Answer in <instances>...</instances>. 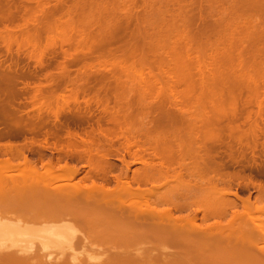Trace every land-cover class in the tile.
Masks as SVG:
<instances>
[{
  "label": "bare ground",
  "instance_id": "6f19581e",
  "mask_svg": "<svg viewBox=\"0 0 264 264\" xmlns=\"http://www.w3.org/2000/svg\"><path fill=\"white\" fill-rule=\"evenodd\" d=\"M81 1H83V0H81ZM96 1L102 2V0H99V1L96 0ZM104 1H106V0H104ZM117 1L120 3L122 2L121 0L120 1L117 0ZM134 1H137V0H133L131 2H134ZM147 1H150V0H147ZM153 1H155V0H153ZM164 1L166 2V0H164ZM230 1H233V2H230ZM261 1H264V0H261ZM84 2H87L86 4L91 3V2H88L87 0H85ZM106 2L108 3V0ZM111 2H114V1H111ZM125 2H124V4H126ZM127 2H130V1H127ZM159 2H161V1H159ZM182 2L180 0H178V2L174 0V2H173L174 4L172 2H170L171 3L170 8H168L169 5L165 4L164 2L163 3H164V6L165 5L167 6L165 8H168V10H170L171 7L173 8L172 5H176L175 3H177V5H176L177 7L174 8V9H176V11L174 10V12L176 13L177 9H179V12H181V14H182V12L186 14L184 9H185V7H187L186 5L188 3L185 1L186 2V5H185V2L183 0H182ZM194 2H192L193 4L191 2H189L188 5H190V3L192 5H197V4H195L197 2H195V3ZM207 2H210V3L212 2L211 4L210 3L209 4L211 6H213L215 3H217V0H214V1L211 0V1H207ZM220 2H218V3H220ZM226 2H227V0H226ZM226 2L224 0L225 5H227L228 7H224L223 2H222L223 4L221 3L223 7H221V4H218V3L214 5V7H216V5L217 6L219 5L218 9L219 8H220V10L222 9L221 11L219 10L221 13H218V14H222V15L217 14L218 19L216 16V12H219L218 9L216 10L213 7V9H215L216 12H215V10L212 11L213 9L210 5H208V3L206 4V6L208 5V6H210V8H207L208 6L207 7L202 6L203 9H205V8L208 10L211 9L210 12L213 14V16L209 11H208L209 12L208 13L205 10L206 15L208 14L207 15L208 18H210L212 16L211 21H209L210 23H212V20L213 19L215 20V18H216L217 22H213L212 23L213 25L214 24L216 25V23L220 25V21L222 22L220 26L218 25V27H217L214 25L216 28H210L209 26H206L205 24H206V22H207V25H212V24L208 23L207 19L203 18V20H206V22L204 21L205 23L202 22L201 21L202 19H201L200 21L202 23H204V25L206 27L202 28L203 24H201V28H200L198 25V28L197 27L196 28L199 30L201 29L199 32L203 31V29L207 30L208 29L207 27H209V30H211V31L207 30V33H206V31L205 32L203 31L202 33L206 34L204 36L201 33H200L201 35L198 34L196 28H193L194 29L193 31H192V28H190V30H189V27L187 28V26H189V24L193 18H196V19L199 18V17L198 18L195 17L198 14L197 15L193 14L194 16H188L185 14L181 15L179 12H177V15H175L170 10L171 13L170 12L169 13L171 15L169 16V19H171V16H173V15L178 17V14H179V16L181 15V17H178V18L175 17L176 19L172 18L175 21H173L172 19L170 21L175 22L174 26L172 25L173 23H170L168 27L166 25V28H168V29H166V32H165V30L163 31V32H165L164 34L167 33L166 34L167 36L166 35H164V36L167 37L166 39L168 40L169 43L165 42L166 39H164V40L162 39V41L158 40L161 42V43L159 42L161 45L159 44L160 46H158V47L164 46L163 49L165 51H163L162 54H165L164 52H166V53L168 52V50L165 49V45L168 46L171 44L169 46V48H167V46H166L167 49H170V52L167 53L168 55L165 54V56H167V57H170L169 54H171V58L167 59V57H166V59H167L166 60V59H164L165 58L164 55H161V57L159 56L160 58H162V59H160V62L161 61L163 62L162 64H164L166 62L169 63L171 61V64L174 65V68H175L174 69L170 65H167L168 63L165 64V65L170 66L172 68L171 69L170 67H167V66L166 67L169 68L168 70L166 68H165L166 70L163 68V71H164L163 73H165L167 71L166 72L167 77H164V78H167V79H165L166 80L165 82H164V79L163 80L159 79L160 81L159 80L154 81V79H158L155 77V74L150 76L151 74H153V72L151 71L152 68L149 67L150 66L149 64L151 62L149 63V62H146L147 60H144L145 55H140V57H137V58H140L143 61H145L143 63L142 60L141 61L137 60L139 62L138 68H141L140 63H142L141 65L144 64V66L151 68L149 71L150 75L145 74L146 72H148V70H145L143 68L146 71V72L144 71L145 73H143L142 68H141V70L138 69V70H140V73H136V74H140V75L138 78L139 80H137V82L141 85V87H144V88L148 87L149 89H151V91H152L151 94L155 92L154 89H158L156 92L159 91L158 92L159 95L157 93L156 96L160 97L159 99H161V97H162L161 92H163V89H164V92H169L168 94L166 93V95H164V96L166 97V100L173 103L175 110L177 108V112H176L177 115H174L173 111H172V113L170 111L168 112L167 110L163 111V112H164V114H165V112H167V115L169 113H171L172 115H174L172 117L176 116L175 118H177L179 115V118L183 119V120H181V123L180 122L174 123V124H177V125H174L172 123V121L174 120V122H175L176 121L175 118L171 121V118H170V120H167L166 119L167 117L164 119L160 117V119L153 118V121H155L154 123H152L153 122L152 120H151L152 122L149 120V122H147V123H152L151 125L141 124V123H139L137 125L136 123H132V120H134L132 118L136 117L133 114V112L136 109H134V111L131 113L130 111H126L130 108H128V109L126 108L124 111L120 110L123 113V115L121 112H120V114H118V112H119L118 109L115 110V113L118 115H116L114 112H111V114H109V116H111L110 118H114L115 116H117L116 118L120 120V121L116 120L114 122V124H116L118 127L115 128L116 126L115 127L113 126L115 129H111L108 127L109 129L106 128L105 130L103 128H102L103 130L99 128L100 130H102V136L101 137H103L102 138L103 141H100L99 143L94 144V142H97V141L91 142L93 140H91V141L88 140V141H90V142H88V141H86L87 139L86 140L81 139L83 141L78 142L77 140L73 139L70 131L66 130L67 132H65V135L67 133L66 136H68V137H66V138H68L67 139L68 143L60 144V145L58 144L59 149L57 151L63 152L62 155H64V157H65L68 154L72 153L71 151L73 150L72 154L73 155L75 154L76 158L78 160H85L86 167H88V171L86 173L82 174L81 172H79L78 167H76L75 165L68 164L66 162L67 160H64L65 158L61 155V153H60V156H62L64 159L60 156H57L58 158L56 157V159H54L53 155H51L52 153L48 157L44 156L45 158L42 157L43 155H40V157H38L39 159L38 158L32 159V158L28 157L26 152H27V150L30 149V147L32 145H39V147L43 148V149L47 148L48 143H47L46 138L44 141V145H41V143L38 144L37 142H35L32 139L31 140L29 139L26 141L23 138V141H21V143L13 142L10 140V138H13L19 134H23L26 130H29L27 122H29L28 117L30 115L28 114V112H25L24 113L25 116H24L22 114L23 112H21V111L18 112V114H16V112L19 110H17L15 112V109H12L14 107H12V105H10V99L13 97V94L15 96L16 92L13 90L12 91L14 93H12L10 90H9L10 92L9 91L8 92L6 91L7 93L4 92L5 90L1 87L2 83H0V87H1L0 88V122L5 125L4 130H2L0 132V138L6 140V142H0V153L5 155L4 158L0 159V264H264V182L263 183L258 182L259 181L258 180L256 185H255L254 182H256V181L252 182L251 177L248 175L246 177V176L240 175L237 172L236 173L235 172L230 173V172L224 171L223 169H224L225 165L221 161H217L214 158L216 148H218L217 146L221 145V140H222L221 138L223 136H225L226 134L228 135L229 138L233 139L234 142H236L240 145H243V146H248V147L251 146L250 148H252V150H253L256 146V144H254V143H256V142H254V139H255L254 137L257 136V133L262 132L261 128L258 127V125H256V124H253L250 126L248 125V127H246V125H247L246 124L245 127L247 129H244L241 127L240 128L241 130L238 127L239 126L238 122H237L238 126H236V123H235L236 119L238 118V116L242 117L241 115L244 112H243V110H241L239 108L243 112V113L241 112V115H239L240 113H238V110H237L238 108H236V107H238L237 104H239V103H237V101H240L239 99L242 97L241 96L242 93L241 94L236 93L237 95H240V97L235 95L234 91L236 89L233 90V88L235 86L237 87L238 85H240V86L244 85L246 90L249 91L247 94L245 92L243 93V94H246V96L243 95V99L241 100V102H243V100L245 98L244 103L246 102V103L250 104V102L252 100V102H255V101L258 102L257 106H259V108L261 105H264L262 102L263 101L262 98H264V96H262V98H261L260 93L257 92L258 87H259V85L257 86L258 80H256L257 79L256 77H255L256 79L252 78V75H253L252 73H254L252 69H255V67H257V70H258V68L260 67V64H261V63L260 64L257 63L255 60H259L260 62L264 63V17H263L264 14H263V16L260 15V12H261V14L264 13V7H261V6H263L262 4H264V2L260 3V0H242V2H241V0L240 1L239 0H229L227 3ZM92 3L96 4V2H92ZM103 3L105 5V2H103ZM120 3H114V4H115V6H120L119 5ZM252 3H253V5L250 7V4H252ZM254 3H255V5H254ZM95 4H94V6H95ZM108 4H107V6H104V7L106 9H108L109 11L106 10L105 8L103 9L102 3H98V5L100 6L98 8H101V7L102 8L100 10L98 9L99 11H96V12H99V13H97L98 15H93V14L92 15L94 17L99 16V15H103V17L101 16L103 19L102 18L101 19L104 22L106 20V17L111 16L112 10L115 11L114 13H116V10H114V7L110 10L111 6H113V5L110 4L111 6L108 7ZM121 4H123V3H121ZM129 4L133 5V3H128V5ZM141 4H143V3H141ZM178 4H180V6ZM231 4H232V6H230ZM144 5H146L145 6L146 10L145 9L142 10L140 14H143L144 13L143 11H145L144 14H146L147 12L149 14L153 11H156L154 9H150V8H152L153 4L149 5L147 2V3H144ZM147 5H149L151 7H148V9H147ZM240 5L242 8L240 7ZM83 6H84V4H83ZM89 6H90V4H89ZM125 6H127V5H125ZM136 6H137V4H136ZM140 6H142V5H140ZM140 6L139 7L137 6V7L140 8ZM254 6H257V9ZM181 7L182 8L184 7V9H182ZM197 7L198 8H196L194 6V9L196 8V9H199V11H200V8H202L200 6H197ZM229 7H231V10ZM259 7L261 8L260 12L257 11L259 9ZM76 8H80V7L78 6ZM76 8H74V9H76ZM91 8H93V7L91 6ZM119 8H122V7H119ZM133 8H135V7H133ZM165 8H163V6H162V9L166 10ZM235 8H236V10H235ZM237 8H239L241 10H239V9L237 10ZM245 8L248 11H246ZM251 8L254 9L253 10L254 12L257 11L256 14H258V12H259V15L261 16V18H259L260 16L258 17L259 20L258 19L256 20V16L254 17V19L252 18L253 17L252 14L254 12L253 11L250 12L252 10ZM262 8H263V12H262ZM69 9H71V7ZM82 9H83V7H81L80 12H82ZM126 9H131V8L126 7ZM136 9L137 8L132 9L134 15L136 13H138V12L134 11ZM157 9L159 10L161 8H157ZM162 9H161V11H163ZM181 9H182V11H181ZM102 10H103V12L104 11L109 12L110 15H108L107 13H104V14L100 13V12H102ZM147 10H149V11H147ZM150 10H153V11H150ZM227 10H230L231 12H229ZM242 10L245 12H243ZM122 11H123V13H126L124 10H122ZM222 11L223 12L225 11L226 14L223 13ZM234 11H235V13H237V15L234 13ZM238 11H240L239 12L240 14L243 12V14H241L242 17H240V15H239V17H237L239 14ZM90 12H91V10H90ZM189 12H191V11H189ZM201 12H202V10H201ZM246 12H247V14H246ZM249 12H250V15L252 17L249 15ZM133 13L128 14V15L125 14L126 15L125 17L126 18L128 17L127 19L131 21L132 18L135 16H131V18H129V16L132 15ZM165 13H166V11H165ZM105 14H107V15H105ZM140 14H139L140 17H143V16L144 17L140 18L139 16L136 15V17H138V19L140 20L139 22H137L138 20L135 19L136 17L133 19H135V21H136L135 23L138 24V25H136L137 27H142V28L145 27V28L142 30V28L137 29L135 27L137 30H135V28H134V29H132V31L134 30L132 33H128V34L133 35V33L135 31L136 32L139 31L136 33L137 35L134 34L135 37L129 36L127 34V32H130V31H127L126 28L128 26H126V24L123 25V28L120 31L122 33L116 32L115 30L117 28L116 29L114 28L115 29L114 32L119 34L117 38H119V37L121 38V41H118V42H122L121 44H117L116 42L115 43L117 45L121 46L119 48L123 52V55H125L126 58L129 60L132 56L133 57L137 56L135 54H132V53L137 54V52H135L136 50L138 52L146 50V49H144V50L139 51V49H142V48H139V46H135L137 44L134 42L138 43L139 41L142 40V39H139V41H138V39H136L137 40L136 41L135 40L136 36H138V34L140 36L142 35L141 37L144 38L142 41L147 42V40L145 39V36L147 35V37H148V33H150V32L155 35L154 32H156V31H152V30L150 31L148 29L150 32H146L147 34L145 33L144 30L147 29L146 27L149 28V26L147 24L143 25L142 22L143 21H144V23L148 22L145 18V16H147L148 14L142 15V16ZM77 15H79V14L77 13ZM92 15H90V16H92ZM113 15H116V14H112V17H113ZM223 15H225V16L227 15L228 17L226 16L227 18H225ZM245 15H247L248 17ZM79 16H81V17H79L81 19L82 15H79ZM207 16H204V17H207ZM243 16L246 18L244 19ZM69 17L70 16H68L67 18L69 19ZM99 17H97V18H99ZM122 17H124V16H122ZM154 17H155V15H154ZM186 17L189 19H187ZM190 17H193V18L190 19ZM200 17H202V16H200ZM222 17L225 19V21L229 18L230 22H228V20L225 22ZM236 17H237V21L235 19ZM84 18H88V17L84 16ZM97 18H96V20L100 19V18L99 19H97ZM121 18H120V20H122ZM181 18L182 19L186 18L185 21L183 20V22H185V23L187 20V23L185 25L182 22ZM233 18L235 19V21L233 20ZM73 19H77V18H74V16H73ZM101 19L99 21H101ZM127 19H125V20H127ZM163 19H165V18H163ZM169 19H167V21H169ZM178 19H180V21ZM85 20L86 19H84L83 21H85ZM89 20L91 21L92 19L89 18ZM177 20H178V22H177ZM151 21L152 20H150V22ZM218 21H219V23H218ZM72 22H73V20H72ZM103 22H100V23H102V25H98V26H101V28L103 27L101 30L104 32L99 33V30L97 29L98 33L102 34L101 35L103 37V38H101L102 40L98 39L99 37H101L100 35L98 36V38L96 37L93 39H98L99 41H101V43L103 40L106 41L108 39H110V40L116 39V38H109V37H111V35H113V37H116V36H114V34H113L114 32L111 31L113 29H111L112 26L109 25L110 23L105 21V23H106L105 24ZM131 22H133V21H131ZM193 22H194V20H193ZM197 22H198V20H197ZM227 22L229 24V25L227 24L228 28L233 27V26L234 27L237 26L238 28L237 29L235 28V30H234V27L231 28L234 30V32H233V30L231 32L230 28L228 31V28L226 27L227 25L226 24L223 25V23H227ZM231 22H233V24L234 23L235 24L232 26ZM71 23H67V21H65L64 24H66V26H67L68 24H71ZM91 23L92 24L96 23V21L91 22ZM127 23H129V21ZM141 23L143 26H140ZM165 23H169V22H165ZM237 23H238V25H237ZM77 24H79V23H77ZM181 24H182V26H181ZM83 25H85V24H83ZM89 25H90V23H89ZM94 25H96V24H94ZM112 25H117V23L112 24ZM170 25L172 28L170 27ZM213 25H212V27H213ZM92 26L90 25V27H88V29L93 28ZM151 26L153 27V25H150V27ZM155 26H156V24H155ZM177 26L179 27V29H181L180 27L183 28V26H185L186 31L183 30L185 28H183L180 31L179 29H177ZM221 26L223 29L221 28ZM152 27L150 29H152ZM248 27H251V29ZM64 28H66V27H64ZM74 28H76V27H74ZM78 28H80V26ZM78 28H76V29L79 30ZM107 28H110L111 30L107 29ZM239 28H241V29H239ZM30 29H33V28L31 27ZM83 29H85V28H83ZM187 29L189 30V32L192 31V33L188 34L189 36H187V34H186V33H188ZM216 29H217L218 34L221 35V37L219 35L217 36V34L213 35L211 37L212 38L211 42H213V43H211L210 42V40H211L210 36L212 34H210V33H213V32L217 33ZM219 29H221L225 34H228L227 38L229 40L228 41L225 40V41L228 42V44H229V42L232 43L231 44L232 46L230 45V46L225 47L223 45V44H225V45H227V44H226V42L221 40L223 38L225 39V37L222 38V36H224V33H220L222 31L221 30L219 31ZM33 30H31V32ZM140 30H142V34H141ZM168 30L171 31V34ZM174 30L176 32H177V30H178V32H180V36L178 35L179 33L177 32L176 39H174V40H177V38L180 39L181 36H185V34H186L188 39L186 38L184 41L183 40L184 38L182 37L180 40H178V42L174 41V40H173V42L169 41L170 38H172V37L168 38V35L169 36L170 35L171 36L176 35V34H173ZM238 30H239V32H238ZM84 31H88V30L86 29ZM84 31L78 32V34L87 33ZM143 31H144V33H143ZM167 31L169 32V34ZM250 31H254V32H252L254 34L251 35L252 33ZM3 32H6V31L3 30ZM38 32H39V30H38ZM176 32H174V33H176ZM181 32L182 33L184 32L185 34H181ZM193 32L195 35H192ZM33 33L37 34L36 30ZM66 33H68V32H66ZM95 33L98 34L97 32H95ZM95 33H94V35L97 36ZM156 33H158V31ZM160 33H162V32L160 31ZM242 33H244L243 36H241ZM249 33H250V35H249ZM190 34L192 35V37H194L193 38L194 40H192ZM154 35H152V37ZM1 36H2V33H1ZM4 36L7 37V35H4ZM12 36H14V35L12 34ZM34 36L35 35H33V37ZM66 36L67 35H65V37ZM126 36H128V38ZM202 36L205 39H203ZM215 36L217 37L218 40L215 38ZM245 36H246V39H245ZM9 37H11V35ZM79 37H81V36L79 35ZM130 37H131V39H130ZM219 37H220V39H219ZM104 38H106V39H104ZM154 38H156V36ZM213 38L216 39L217 42L214 41ZM27 39H28V36H27ZM31 39H33V38H31ZM189 39L191 40V42ZM98 40H95V43H99ZM149 40H152V39L149 38L148 41ZM204 40L206 43L204 42ZM220 40L222 41V44H221ZM245 40L250 41V42L246 41V44H248V46H249L248 49H247V47H244L245 46ZM96 41H98V42H96ZM129 41H133V42H131V43H134V45L131 44L132 47L129 45V43H130ZM180 41H183V42L179 43ZM259 41L261 42V45L259 44L260 43ZM146 42H143L142 45L139 44L140 42L138 44L141 47L144 46V48L147 46L148 47L150 46V48H151L152 45L151 44L148 45L149 42L148 43H146ZM162 42H164V43H162ZM175 42H177L179 45L176 44ZM192 42H194L193 45H192ZM198 42L201 44H199ZM203 42L206 44V46H205V44H202ZM215 42H216V44H214ZM101 43H100V46L98 45V48H102L104 46V45H102V47H101ZM173 43H174V45H173ZM208 43H211V44H208ZM249 43L250 44L251 43H253V44L257 43V44H254V46H253V44H251L253 47V50H252V47H250ZM143 44H145V45H143ZM163 44H165V45H163ZM175 44L179 47V49H180L179 51L183 52V50H184V53L178 51L179 54H178V52H176V56L174 57V55H175L174 53L178 49V47L175 46ZM181 44H183L184 48L181 46ZM207 44L209 45V47H211L213 44V47H211L212 50L210 49L213 53L212 54L208 53L207 56H209V54H211V57L214 54L215 58L221 56V58H219L220 60L218 59V61H215V59H212L213 57L210 58V57L205 56L206 51H204V50L207 49L206 48ZM217 44H219V45L217 46ZM154 45H156V43H154ZM172 45H173L174 49H172V47H171ZM197 45H199V46H197ZM214 45H216V46H214ZM221 45H223V46L221 47ZM193 46H194V50L198 51V52H196V54H194V57L192 55ZM257 46H261V48L258 47V49H257ZM111 47H113V46H111ZM199 47H201V48H199ZM218 47H221V49L224 47L223 51L221 50L222 52H220V50H219L220 48L218 49ZM254 47H255V49H254ZM106 48H107V46H106ZM115 48H116L115 50L112 49L113 52H116L118 47H115ZM175 48H176V50H175ZM181 48H183V50H181ZM213 48H214V50H213ZM109 49H111V48H109ZM160 49H162V47ZM249 49L253 53H251ZM150 50H152V49H150ZM172 50H175V51H172ZM208 50H209V48L207 49V52H208ZM117 51H119V50H117ZM171 51H172V53L174 52L173 56H172ZM195 51H194V53H195ZM200 51H202L201 53L203 55L201 53H199ZM203 51H204V53H203ZM105 53H106V55H108L107 52H105ZM181 53H182V55H184L183 57L180 56ZM220 53H222V54L220 56H217ZM73 54H71V55H73ZM130 54H132V55H130ZM145 54H146V52H145ZM110 55H114V54L110 53ZM119 55H121V53ZM177 55H179L180 57H178ZM190 55H192V58ZM141 56H143V57H141ZM154 56H155V54H154ZM112 57H115V56H112ZM112 57H110V58H112ZM116 57H118V55ZM176 57H178V58H176ZM204 57H206L208 60L210 59V61L212 59V61L214 63L212 61L210 63V61H209V63L207 64L208 61L206 58H205L206 61H204V59H203ZM119 58H120V56L118 57V59ZM122 58H123V56L120 59L123 60ZM146 58H147V56H146ZM131 59L133 60V58H131ZM147 59H149V58H147ZM151 60H152V58H151ZM110 61H112V60L110 59ZM125 61H128V60H125ZM133 61H132V63H133ZM137 61L135 60V62H134L135 65L138 64V63H136ZM115 62H111V63H115ZM119 62L117 61L116 63L119 64ZM157 62L159 63V59H157L156 63L154 62L153 64L156 65ZM145 63H146V65H145ZM103 64H106V63H103ZM123 64L124 63H122V65ZM160 64L161 63H159L158 66ZM162 64L159 66V69H160V67L163 66ZM151 65H152V63H151ZM232 65L238 70V72L235 68L230 67ZM103 66H105V65H103ZM106 66L108 67V68L107 67L105 68L107 71V69L112 67V64L110 66H108V65H106ZM115 66H117V65H114L113 67H115ZM117 67L119 68V67H121V65H119ZM220 67H224V68L221 69ZM225 67H227V69L229 68L231 70L230 71L231 73H234V71H236L235 72L236 74L234 73L235 75L233 74V76H232V77H236L235 81H234L235 78L232 80V82L234 81L233 83L235 84V86L230 85L231 87L232 86H234V87H232V89L229 88V89H231L230 91L233 90L232 92L234 94H232V96H230L231 92H229L230 93L229 95L226 92H223L224 91L223 89L226 86H228L229 83H227V82H230V80H231L230 78L232 75V74L230 75V73H227L229 70H227ZM123 68L125 70V67H123ZM263 68H262V70H263ZM99 69H101V68H99ZM135 69L136 68L131 69V70H135ZM173 69H174V71H172ZM233 69H235V70H233ZM126 70H128V69H126ZM161 70H162V68H161ZM225 70H227V71H225ZM232 70H233V72H232ZM116 71L118 72V70H116ZM116 71H113V72H116ZM168 71H170V72H168ZM175 71L177 73H174ZM119 72H120V70H119ZM122 72H125V71H122ZM122 72H120V73H122ZM126 72L128 73L130 71L128 70ZM126 72L122 73V74H125L123 76L124 78H122V80L126 79L129 81L130 79H128V78H130L129 76L132 74H130L131 73L130 72L128 75ZM135 72H139V71H135ZM171 72H173V73H171ZM205 72H209V73H206L208 76H205ZM163 73L161 72L160 74L165 76V74H163ZM83 74H84V72H83ZM169 74H172V75H169ZM250 74H251V76H250ZM111 75H112V73H111ZM119 75H121V74H119ZM119 75L116 74L114 76V78L117 77L116 78L117 81H119L118 79H120V78H118ZM229 75H230V77H229ZM263 75H264V73H263ZM261 76H262V74H261ZM151 77H153V78L155 77V78L150 79ZM212 78H215V81ZM84 79L85 78H83V82H84ZM131 79H133V78H131ZM134 79L136 80V78H134ZM228 79H229V81H226ZM262 79H264V78H262ZM80 80H82V79H80ZM216 80H218L217 82L221 81V82H219L220 86L217 85ZM161 81L164 82V84L161 83ZM213 81H214V84L217 85L218 87L214 86ZM224 81H225V84H224ZM0 82H1V80H0ZM70 82H68V83H70ZM76 82H78V81H76ZM105 82H106V80H105ZM121 82H124V81H121ZM129 82H131V80ZM232 82H230V83L232 84ZM261 82H262V80H261ZM78 83L80 84L81 81ZM132 83L130 85L133 88ZM138 83L137 84L134 83V87H136L135 85H137L139 87L140 85ZM154 83L158 87L155 86L156 88L153 89ZM211 83L213 84V86ZM220 83L223 84L224 88L221 89L222 85ZM71 84H73V82ZM79 84L75 88L72 85L71 86L74 89H76V88L80 89L82 85H80V87H79ZM124 84H126V83H122L120 85L124 88V86H123ZM260 84H262V83H260ZM128 85H129V83H128ZM240 86H238V87H240ZM196 87L199 91L196 89ZM210 87H214V88H210ZM215 87L217 88V91L220 87L221 91L224 94L228 95V97L225 96L226 97L225 100L227 102V103L225 102V104H226V107L227 106H229V107L224 108V106H225V104L223 103L224 102V98H223L224 94H222L221 91H218V92H220L223 95L222 97H220L221 96L220 93L216 94L218 92L216 91ZM144 88H140V89L144 90ZM148 88L146 90H148ZM165 89H167L168 91ZM213 89H215V90H213ZM239 89H241V87ZM69 90H71V89H69ZM115 90H117V89H115ZM142 90H140V91L142 92ZM242 90H243V88H242ZM125 91H126V89H125ZM130 91H132V90H130ZM136 91H137V89H136ZM213 91H216V92L213 93ZM226 91L228 92V89ZM243 91H245V90H243ZM33 92H35V91H33ZM145 92H143V93L147 95L148 93L147 92L145 93ZM148 92H150V91H148ZM36 93H37V91H36ZM121 93L122 92H120V94ZM137 93L139 95H141V93H139V92H137ZM193 93L194 94L196 93V94L194 95ZM70 94L71 93H69V95ZM123 94H124V92H123ZM209 94H211V96H212V97H209L210 99L208 98ZM37 95H39V93H37ZM126 95H127V92H126ZM142 95H141V97H146V95H144V96H142ZM33 96H34L33 99H31L33 101V103H32L33 106L41 104L40 106L43 105L45 108H49V107H47L48 105H46V106L44 105V104H46V103H44V100H42V101L40 100L41 96L36 97V94ZM65 96H67V95H64L63 97H65ZM70 96L74 97L73 100L76 98V96L73 94ZM229 96H230L231 100L228 99ZM67 97H68V99H70L69 96H67ZM121 97H123V96H121ZM128 97L129 96H127L126 98H128ZM165 97H162V98H165ZM38 98H40V99L38 100V103H37ZM43 98L44 97H42V99ZM102 98H104V97H102ZM102 98L100 97L99 99L102 100ZM206 98H207V100H206ZM71 99H72V97H71ZM154 99L156 100V98H154ZM154 99H153L152 103H156V102H154ZM208 99H209V101H208ZM227 99H228V101H227ZM95 100H97V99H95ZM107 100H105V101H107ZM190 100H193L191 102V104H190ZM253 100H255V101H253ZM62 101H63V103L66 104V101H69V100L65 99V101L64 100H62ZM39 102H41V103H39ZM163 102L158 103V100H157V104H159V105ZM166 102H164V103H166ZM187 102L190 104L191 109H190V107H188L189 104H187ZM193 102L195 105H193ZM261 102H262V104H261ZM87 103H89V101ZM104 103H107V102H104ZM222 104L224 105L223 108H222ZM123 105H124V103H123ZM152 105H155V104H151V106ZM163 105L165 106V104H163ZM66 106H67V104H66ZM156 106H154V108ZM166 106L168 107V105H166ZM171 106H172V104H171ZM208 106H209V108H208ZM239 106H242V105H239ZM243 106H244V104H243ZM37 108H39V107L38 106L34 107L35 112H34L33 117L36 116L37 114H40L39 112H42L41 110H43V109H44L43 111H45V110L47 111V109H45L43 107L40 108L41 110H38ZM59 108L61 109L62 107H59ZM105 108H107V107H105ZM52 109H54V108H52ZM113 109H115V108H113ZM150 109H153V107ZM160 109H161V107H160ZM58 110H56V112H58ZM104 110H109V109H104ZM155 110L156 109H154V111ZM162 110H164V109L162 108L161 112H162ZM175 110H174V113H175ZM260 110H258V111L260 112ZM53 111H55V110H53ZM53 111H52V113L55 114ZM147 111H149V110H147ZM192 111H194V112L192 113ZM105 112H107V111H105ZM125 112L126 113L129 112L128 114L130 117L128 116V114L126 115ZM136 112H138V111H136ZM47 113H49V112H47ZM58 113H60V111ZM107 113H110V112H107ZM131 114H133V115H131ZM159 114H160V112H159ZM171 114H169V115H171ZM244 114H243V116L245 118L246 114L245 115ZM124 115H126L128 118H126V116H124ZM56 116H59V115L57 114ZM145 116L146 115H144V117ZM159 116L160 115H157V117H159ZM122 117H125L124 120L128 119L129 122L125 123V121L122 120ZM164 117H165V115H164ZM185 118H186V120H185ZM222 118L223 119L228 118L229 120L232 119V121H233L232 124L235 123V125L231 124L232 121L229 123V120H227V119L226 120L228 121L229 124L225 125L223 123L225 126L222 125V123L220 122V120ZM234 118H235V121H234ZM55 119L58 120L57 118H55ZM129 119L130 120L132 119L131 122ZM162 119L163 120L166 119V122L162 121ZM113 120H115V119H113ZM122 121H124V122H122ZM167 121H168V123H167ZM178 121H180V120L178 119ZM219 122L221 125L219 124ZM249 122H251V121H249ZM248 124H250V123H248ZM241 125H243V123ZM224 132H226V133L224 134ZM89 133L92 134V132H89ZM75 134L73 136H75ZM85 134H87V133H85ZM85 134H84V136H85ZM117 134H119V136H122L123 137L122 139L124 141L120 142L121 143L120 146H122V147H119V146L115 147V150L113 153H115L116 158L118 157L117 154H119V150H121V148L128 150L131 148L133 149V147H135V148H138V150L140 149V151L143 148L144 152L146 154L147 153L148 154H147V156H144V155L139 154L140 151L134 150L136 152V155H134V156H137L138 166H136L132 170H130V165L132 163L131 162L128 163L127 161H124L125 159H123L122 154H121L120 155L121 157L119 156V158H120L119 160L122 162V164L120 165L121 167H119V169L117 168L118 173L116 172V174L111 175L113 169L116 168L114 163H112L111 159H110V157L112 155V150H113V147L111 146V144H112L111 140L113 137L115 138V136H117ZM88 138L94 139V138H90V137H88ZM249 138L253 140V141L251 140L253 144L250 143ZM247 140H249V142ZM223 141H224V138H223ZM225 144L223 142L222 145H225ZM228 144H226V145H227L228 149L231 151V153H229L227 151L228 152L227 155L231 159L232 162H235L237 160V156L233 154V151H232L233 147L231 145H228ZM230 144H231V142H230ZM53 145H55V144H53ZM227 147H225V148H227ZM118 148H120V149L118 150ZM228 149H226V150H228ZM77 150H79V151H77ZM215 157H216V155H215ZM134 159H133V161H134ZM59 161H61L63 163L60 164L61 162H59ZM133 163H135V162H133ZM236 163H237V161H236ZM122 165L124 166V168L122 167ZM261 174L264 175L263 172ZM241 180L243 182L242 184L245 185L246 188H247V185L249 183H250V185H253V187H256L255 188L256 194L254 195L253 199H250V195H248V194L245 198H239L236 191L233 190L232 183L234 182L235 184H237V183L239 184V181H241ZM250 185H248V186H250ZM231 196H233V198ZM238 205L241 207H239ZM237 206H238V208H237ZM59 222H61L62 224L59 225L60 224ZM56 223L58 225H56ZM44 233H46L51 238V241L54 242V244H60L59 241L61 239L65 240V246L62 245V246H64L63 249L65 250V252H62L59 257H53L51 254L46 252L47 246H45L44 244H43L44 246L42 245V248L40 250H38L36 248L34 250V246L32 244L33 240L40 238V236H43ZM76 249H78L79 251L76 252Z\"/></svg>",
  "mask_w": 264,
  "mask_h": 264
},
{
  "label": "rangeland",
  "instance_id": "374dc122",
  "mask_svg": "<svg viewBox=\"0 0 264 264\" xmlns=\"http://www.w3.org/2000/svg\"><path fill=\"white\" fill-rule=\"evenodd\" d=\"M85 0H83V1H81V0H0V80H1V82L0 83H2V88L5 90L4 92H8L9 90L12 92V93H14L13 91H15L16 93H15V96H14V94H13V97L10 99V105H12V107H14V108H12V109H15V112L17 111V110H19V111H17L16 112V114H18V112H23L22 114L25 116V112H28V114L31 116H29L28 117V121L29 122H27V125H28V129L29 130H26L23 134H19V135H16L15 137H13V138H10V140L11 141H13V142H19V143H21V141H23V138H24V140H34L35 142H37L38 144L39 143H41V145H44V141H45V138L47 139V143H48V146H47V148L46 149H43V148H40L39 147V145H32L31 147H30V149L29 150H27V155H28V157H30V158H32V159H36V158H38V157H40V155H43L42 157H48V156H50V154L51 155H53V158L54 159H56V157L57 156H60V153H61V155L63 154V152H58L57 150L59 149L58 147V144L60 145V144H66V143H68V141H67V139L68 138H66V137H68V136H66L67 135V133H66V135H65V132H67L66 130H68V131H70V133H71V136L73 137V139L74 140H77L78 142H80V141H83V140H86V141H88V140H93V141H91V142H94V141H97V142H94V144L95 143H99L100 141H103L102 140V138L103 137H101L102 136V130L104 129H109V128H111V129H115V128H117L118 126L116 125V124H114V122L116 121V120H118V121H120L119 119H117L116 117L117 116H115L114 118H110L111 116H109V114H111V112H114L115 113V110L116 109H118V114H120V110H125L126 108L128 109V108H132L131 110L130 109H128V110H126V111H130L131 113L134 111V109H136L134 112H133V114H134V116H136V117H134V118H132V119H134V120H132V123H136L137 125L139 124V123H141V124H149V125H151L152 123H154L155 121H153V118H158V119H160V117L161 118H166L167 120H170V118H171V121L176 117H172V116H174V115H177V108H176V110L174 109L175 107L173 106V103H171V102H169L168 100H166V97L164 96V95H166V93L168 94L169 92H164V89H163V92H161L162 93V97H165V98H162L161 97V99H159L160 97H157L156 95H157V93L159 92H156L158 89H154V88H156L155 86H157V85H155V83H154V87H153V89L155 90V92L154 93H152L151 94V89H149L148 87H146V88H144V87H141V85L137 82V80H139L138 78H139V75L140 74H136V73H140V70H141V68L143 69H145V70H148V72H146L144 69H143V73H145V74H149L150 72V69L152 68V72H153V74H149L150 76H152V75H154L155 74V77L156 78H158V79H154L153 77H151L150 79H154V81H156V80H159V79H161V80H163L164 79V82L166 81L165 79H167V78H164V77H167V74H166V72L165 73H163L164 71H163V68L165 69H169V68H167V67H172V68H174V65H172L171 64V61L168 63V62H166V63H164V64H162L163 62L161 61L160 62V59H162V58H160L161 57V55H164L165 56V54H167V53H169L170 52V49H167V48H169V46L171 45H165V44H163V45H165V49L166 50H168V52L166 53V52H164L165 54H162L163 53V51H165L163 48H164V46H161L162 47V49H160L161 47H158V46H160L161 44V42L160 41H158V40H161L162 41V39L164 40V39H166L167 37H165L164 35H166V34H164L165 32H166V29H168V28H166V25H167V27L169 26V24L170 23H173L172 25L174 26V24H175V22H173V21H175V20H173L175 17H177V16H174L173 14V16H171V19L173 20V21H170L171 19H169V16L171 15L170 13H171V11H172V13H174L175 15H177V12H179V9H177V12L175 13L174 12V10L176 11V9H174L175 7H177L176 5H177V3H175L176 5H172L173 6V8L171 7V11L170 10H168V8H170V2H174V0L172 1V0H166V2L163 0H155V1H153V0H150V1H147V0H137V1H134V2H131V1H133V0H127V1H130V2H127L126 0V2L124 1V0H121L122 2L121 3H123V4H121L120 2H118L117 0H108V3L106 2V1H104V0H102V2L101 1H99V2H97L96 0H87L88 2H91V3H88V4H86L87 2H84ZM111 1H114V2H111ZM120 1V0H119ZM141 1V2H140ZM145 1V2H144ZM159 1H161V2H159ZM175 1H177L178 2V0H175ZM181 2H182V0H180ZM184 2L186 1L188 4H189V2H194L195 0H183ZM201 1V2H200ZM205 3H204V2ZM207 1H211V0H196L195 2H197V3H195V4H197V5H192L191 3H190V5H186V2H185V5L187 6V7H185V9H184V7L182 8V9H184V11L186 12V14L185 13H183L182 12V14H185V15H188V16H194V15H197V16H195V17H199L198 19H196V18H193V17H190V19H192V21L190 22V24H189V26H187V28L189 27V30H190V28H192V31L194 30L193 28H198V25H199V27L201 28V24H203L202 25V28L203 27H206V26H209L210 28H216L215 26H217L218 27V25L219 24H217L216 23V25L214 26L212 23L213 22H217V20H216V18H215V20L213 21L212 20V23H210L209 21H211V17L213 16V14L210 12V10H208V9H203V7L202 6H204V7H207L208 5H210L211 3L210 2H207ZM212 1H214V0H212ZM221 1V2H220ZM229 0H227V2H228ZM240 1V0H239ZM78 2V3H77ZM81 2V3H80ZM92 2H96V4H95V6H94V4L92 3ZM103 2H105V5H104V3ZM124 2L126 3V4H124ZM136 2V3H135ZM148 2V4L150 5V4H153L152 5V8H150V9H154V10H156V11H153V10H150V11H153V12H151V13H149L148 14V12L146 13V14H148L147 16H145V18H146V20L148 21H146L147 23H144V21L142 22L143 23V25H145V24H147L148 26H149V28L148 27H146L147 29H145L144 31H145V33L146 32H150L151 30L152 31H158V33H156V32H154L155 33V35L154 34H152L151 32L150 33H148V37H147V35L145 36V39L147 40V42L146 41H142L144 38H142L139 34H138V36H136V38H135V40L136 39H138V41H139V39H142L141 41H139L138 43L140 44V45H142V43L143 42H146V43H148V45L149 44H151L152 46H151V48H150V46L148 47L147 45V47H145L144 48V46L143 47H141L137 42H134V43H136L137 45H135V46H139V48H142V49H139V51L140 50H144V49H146V50H144L145 52H146V54H145V52L144 51H140V52H138L137 50L135 51V52H137V54L136 53H132V54H135V55H137L136 57H131V58H133V60L130 58V60L129 59H127L126 58V56L125 55H123V52L121 51V49L119 48V47H121L120 45H117V44H121L122 42H118V41H121V38L119 39V38H117L118 37V35L119 34H117L116 32H120L121 31V29L123 28V25H125L126 24V26H128L126 29H127V31H130V32H127V34L128 33H132L133 31H132V29H134L135 27L138 29V28H142V27H137L136 25H138V24H136L135 22V19L136 20H138L137 22H139L140 20L138 19V17H136V15L137 16H139V14L141 13V11L142 10H144L145 9V6L146 5H144V3H147ZM165 4H167V5H169L168 6V8H165V7H167L166 5L164 6V3ZM168 2V3H167ZM216 2V1H215ZM218 2H220V3H218ZM224 3V0H217V3L218 4H221V3ZM225 2H226V0H225ZM226 2V3H227ZM230 2H233V1H230ZM241 2H242V0H241ZM240 2V3H241ZM259 2V1H258ZM257 2V3H258ZM261 2H264V1H261L260 0V3ZM84 4V6H83V4ZM98 3H102V7H103V9L105 8L104 6H107V4H108V7H110L111 5H113V6H111V8H110V10L114 7V10H116V13H114L115 11H111V16H108V17H106V22H108V23H110L109 25L110 26H112L111 27V29H113V30H111L110 28H107V29H110L111 31H113L114 32V30L116 31V32H114L113 34H114V36H116V37H113V35H111V37H109V38H116V39H108V40H106V41H102V43H101V41H99L98 39H101V38H103L101 35L102 34H99V33H102V32H104V31H102L101 29L103 28H101V26H98V25H102V23H100V22H103L102 21V17H103V15H99V16H95L96 18L97 17H99L100 19H101V21H99L100 19L99 18H97V19H99V20H96V18L93 16V15H98L97 13H99V12H96V11H99L101 8H98V7H100L99 5H98ZM114 3H120L119 5L120 6H115V4ZM128 3H133V5L131 4H129L128 5ZM141 3H143V4H141ZM159 3V4H158ZM183 3V2H182ZM200 3V4H199ZM208 3V5L206 6V4ZM210 3V4H209ZM217 3H215V4H217ZM222 3V4H223ZM256 3V4H257ZM259 3V4H260ZM75 4V5H74ZM89 4H90V6H89ZM93 4V5H92ZM111 4V5H110ZM136 4H137V6L139 7L140 5H142V6H140V8H138L137 6H136ZM155 4V5H154ZM158 4V5H157ZM162 4V5H161ZM174 4V3H173ZM181 4V3H180ZM180 4H178L179 6H180ZM199 4V5H198ZM202 4V5H201ZM214 4V5H215ZM222 4H221V7H228L227 5H225V3L223 4V6H222ZM233 4V3H232ZM232 4L230 5V6H232ZM242 4V3H241ZM258 4V5H259ZM41 5V6H40ZM88 5V6H87ZM97 5V6H96ZM117 5V4H116ZM125 5H127V6H125ZM144 5V6H143ZM149 5H147V9H148V7H151V6H149ZM182 5V4H181ZM184 5V6H185ZM213 5V4H212ZM214 5L213 6H211L212 7V9H213V7H214ZM253 5V3L252 4H250V7ZM254 5H255V3H254ZM257 5V6H258ZM263 6H261V7H264V4H262ZM73 6V7H72ZM80 7V8H76V7ZM87 6V7H86ZM91 6L93 7V8H91ZM125 6V7H124ZM131 6V7H130ZM157 6V7H156ZM159 6V7H158ZM161 6V7H160ZM162 6H163V8H165L166 10H164V9H162ZM183 6V5H182ZM193 6V7H192ZM194 6L196 7V8H198L197 6H200V7H202V8H200V11H199V9H194ZM210 6H208L207 8H210ZM219 6V5H218ZM218 6L216 5V7H214L216 10L218 9ZM238 6V5H237ZM257 6H254L256 9H257ZM71 7V9H69ZM81 7H83V9H82V12H80L81 11ZM90 7V8H89ZM96 7V8H95ZM119 7H122V8H119ZM126 7L127 8H131V9H126ZM133 7H135V8H137L136 10H134L135 12H138V13H136L135 15H134V13H133V11H132V9H135V8H133ZM143 7V8H142ZM155 7V8H154ZM239 7V6H238ZM240 7H241V5H240ZM74 8H76V9H74ZM116 8V9H115ZM157 8H161L163 11H161V9H157ZM187 8V9H186ZM230 8V10H231V7H229ZM242 8V7H241ZM69 9V10H68ZM99 9V10H98ZM106 9V8H105ZM118 9V10H117ZM173 9V10H172ZM182 9H181V11H182ZM194 11H193V10ZM215 9H213L212 11H214ZM224 9V8H223ZM226 9V8H225ZM239 8H237V10H238ZM252 9V8H251ZM75 10V11H74ZM79 10V11H78ZM90 10H91V12H90ZM106 10H108V9H106ZM122 10H124L126 13H123V11ZM129 12H128V11ZM146 10V9H145ZM197 10V11H196ZM201 10H202V12H201ZM204 10V11H203ZM205 10H206V12H210L211 14H212V16L210 17V18H208V14L206 15V13H205ZM216 10H215V12H216ZM220 10V8L218 9V11ZM222 10V9H221ZM220 10V11H221ZM230 10H227V11H229V12H231ZM235 10H236V8H235ZM239 10H241V9H239ZM245 10L246 11H248L246 8H245ZM254 9H252L250 12H252ZM48 11V12H47ZM88 11V12H87ZM109 11V10H108ZM122 11V12H121ZM147 11H149V10H147ZM165 11H166V13H165ZM189 11H191V12H189ZM196 11V12H195ZM216 12V16H217V19H218V15H222V14H218V13H221V12ZM243 11V10H242ZM257 11H261V8L259 7V9L257 10ZM257 11H253L254 13L252 14V16L250 15V12H249V15L254 19V17L256 16V20L258 19V17L260 16V15H262L263 16V14L264 13H262L261 14V12H260V15H259V12H258V14H256L257 13ZM73 14H72V13ZM86 12V13H85ZM144 13H145V11H143ZM168 12V13H167ZM170 12V13H169ZM208 12V13H209ZM223 12V11H222ZM228 12V13H229ZM240 11H238V13H239ZM243 12H245V11H243ZM243 12L241 13V14H243ZM262 12H263V8H262ZM75 13V14H74ZM77 13L79 14V15H82V18L80 19L79 17H81V16H79V15H77ZM100 13H107L108 15H110V13L109 12H107V11H104L103 12V10H102V12H100ZM131 13H133L132 15H130L129 16V18H131V16H135V17H133V18H135V19H133L132 18V20L131 21H133V22H131L130 20H128L125 16L126 15H128V14H131ZM140 14L141 16L142 15H146V14ZM153 13V14H152ZM155 13V14H154ZM157 13V14H156ZM165 13V14H164ZM180 14H181V12H179ZM223 13H225L226 14V12L224 11ZM234 13H235V11H234ZM69 14V15H68ZM93 14V15H92ZM107 14H105V15H107ZM112 14H116V15H113V17H112ZM126 14V15H125ZM164 14V15H163ZM167 14V15H166ZM181 14V15H182ZM191 14V15H190ZM194 14V15H193ZM202 14V15H201ZM218 14V15H217ZM236 15H237V13H235ZM240 13L238 14V16L237 17H239V15H240V17H242V15H241ZM246 14H247V12H246ZM256 14V15H255ZM34 15V16H33ZM90 15H92V16H90ZM154 15H155V17H154ZM158 17H157V16ZM166 15V16H165ZM181 15L179 16V14H178V17H181ZM207 16V17H204V16ZM33 16V17H32ZM68 16H70L69 17V19L67 18ZM73 16H74V18H77V19H73ZM84 16H86V17H88V18H84ZM102 16V17H101ZM120 16V17H119ZM122 16H124V17H122ZM200 16H202V17H200ZM225 18H227L225 15H223ZM245 16H247V15H245ZM105 17V16H104ZM119 17V18H118ZM122 17V18H121ZM140 17V16H139ZM144 17V16H143ZM143 17H140V18H143ZM148 17V18H147ZM154 17V18H153ZM162 17V18H161ZM167 17V18H166ZM177 17V18H178ZM185 17V16H184ZM237 17L235 18L236 19V21H237ZM244 17V16H243ZM248 17V16H247ZM250 17V18H251ZM264 17V16H263ZM262 17V18H263ZM67 18V19H66ZM89 18L90 19H92L91 21L89 20ZM117 20H116V19ZM120 18L122 19V20H120ZM158 20H157V19ZM163 18H165V19H163ZM187 18V17H186ZM185 18V19H186ZM203 18L204 19H207L208 20V23H210V24H212L213 25V27H212V25H207V22H206V20H203ZM223 18V17H222ZM246 17H244V19H245ZM259 18H261V16L259 17ZM41 19V20H40ZM71 19V20H70ZM84 19H86L85 21H83ZM124 19V20H123ZM125 19H127V20H125ZM162 19V20H161ZM167 19H169V21H167ZM176 19V18H175ZM185 19L183 18H181V20H182V22H183V20L185 21ZM187 19H189V18H187ZM196 19V20H195ZM202 19V20H201ZM224 19V18H223ZM235 19L233 18V20L235 21ZM241 19V18H240ZM239 19V20H240ZM243 19V18H242ZM63 20V21H62ZM67 21V23H71L72 22V20H73V22L71 23V24H68L67 26H66V24H64L65 23V21ZM69 20V21H68ZM88 20V21H87ZM120 20V21H119ZM142 20V19H141ZM145 20V19H144ZM150 20H152L151 22H150ZM155 20V21H154ZM160 20V21H159ZM164 20V21H163ZM179 21H180V19H178ZM178 20H177V22H178ZM193 20H194V22H193ZM197 20H198V22H197ZM202 22H206V26L204 25V23H202ZM222 20V19H221ZM228 20V22H230L229 21V18L227 19ZM226 20V21H227ZM232 20V21H233ZM238 20V21H239ZM252 20V19H251ZM259 20V19H258ZM81 21V22H80ZM96 21V23H91V22H95ZM99 21V22H98ZM105 21L103 22V23H105ZM126 21V22H125ZM129 21V23H127ZM154 21V22H153ZM162 21V22H161ZM220 21V20H219ZM219 21H218V23H219ZM224 21H225V19H224ZM225 21V22H226ZM32 22V23H31ZM84 22V23H83ZM125 22V23H124ZM157 22V23H156ZM165 22H169V23H165ZM189 22V21H188ZM228 22L227 23H223V25L224 24H228ZM27 23V24H26ZM63 23V24H62ZM77 23H79V24H77ZM82 23V24H81ZM88 23V24H87ZM89 23H90V25L93 27V28H89L88 29V27H90V25H89ZM100 23V24H99ZM107 23V24H108ZM117 23V25H112V24H116ZM142 23H141V25L140 26H143L142 25ZM184 23V25L187 23V20H186V23L185 22H183ZM182 23V24H183ZM193 23V24H192ZM221 21H220V25H221ZM232 23V26L235 24H233V22H231ZM83 24H85V25H83ZM94 24H96V25H94ZM106 24V23H105ZM128 24V25H127ZM132 24V25H131ZM155 24H156V26H155ZM159 26H158V25ZM177 24V23H176ZM182 24H181V26H182ZM187 24V25H188ZM108 25V26H109ZM146 25V26H147ZM150 25H153V27H152V29H150L151 27H150ZM180 25V24H179ZM194 25V26H193ZM219 25V26H220ZM225 25V26H226ZM229 25V24H228ZM228 25L226 26L227 28H228ZM237 25H238V23H237ZM42 26V27H41ZM76 27V28H78L79 26H80V28H78L79 30H77L76 28H74V27ZM85 26V27H84ZM115 26V27H114ZM224 26V27H225ZM231 26V25H230ZM21 27V28H20ZM33 28V29H30V28ZM64 27H66V28H64ZM69 27V28H68ZM71 27V28H70ZM85 28V29H83V28ZM98 27V28H97ZM156 27V28H155ZM160 29H159V28ZM170 27H171V25H170ZM209 27H207L208 29V31H211V30H209ZM234 27V26H233ZM233 27H229L230 29L231 28H233ZM17 28V29H16ZM44 28V29H43ZM50 28V29H49ZM60 28V29H59ZM115 28V29H114ZM120 28V29H119ZM135 28V30H137ZM145 28V27H144ZM144 28H142V30L144 29ZM163 30H162V29ZM172 28V27H171ZM176 28V27H175ZM181 29H179V27L177 26V29H179L180 31L183 29V28H185V26H183V28L182 27H180ZM196 28V29H197ZM221 28H222V26H221ZM229 28H228V31H229ZM235 28L237 29L238 27L237 26H235L234 27V30H235ZM248 28H250L251 29V27H248ZM12 29V30H11ZM14 29V30H13ZM49 29V30H48ZM66 29V30H65ZM77 31H76V30ZM83 29V30H82ZM88 30V31H84V30ZM93 29V30H92ZM95 29V30H94ZM99 30V33H98V30ZM150 31H149V30ZM174 29V28H173ZM206 29V28H205ZM218 29V28H217ZM217 29H216V32H217ZM223 29V28H222ZM239 29H241V28H239ZM3 30L4 31H6V32H3ZM8 30V31H7ZM11 30V31H10ZM18 30V31H17ZM30 30V31H29ZM31 30H33L32 32H31ZM35 30H36V32H37V34H35V33H33V32H35ZM38 30H39V32H38ZM47 30V31H46ZM97 30V31H96ZM118 30V31H117ZM142 30H140V32H141V34H142ZM162 32V33H160V31ZM165 30V32H163ZM172 30V29H171ZM184 31H186V28L185 29H183ZM188 30V29H187ZM189 30H188V33H186L187 34V36H189L188 34L189 33H192V31H190L189 32ZM201 30V29H200ZM199 29H197V32H198V34H203L202 32L204 31H206V33H207V30H204L203 29V31H201V32H199L200 31ZM221 29H219V31H220ZM232 30L233 29H231V32H232ZM234 30H233V32H234ZM2 31V32H1ZM16 31V32H15ZM81 31H84V32H87V33H80V34H78V32H81ZM144 31H143V33H144ZM169 31V30H168ZM167 31V32H168ZM196 31V30H195ZM194 31V32H195ZM213 31V30H212ZM215 31V30H214ZM222 31V30H221ZM226 31V30H225ZM227 31V32H228ZM12 32V33H11ZM14 32V33H13ZM66 32H68V33H66ZM95 32H97L98 34H96ZM137 32H139V31H137ZM136 31L133 33V35L132 34H128L129 36H134L135 37V35L134 34H136L137 33ZM170 32V34H171V31H169ZM169 32H168V34H169ZM174 32H176L175 30L173 31V34H176V35H168V38L169 37H172V38H170V40L169 41H171V42H173V40L174 39H176V36H177V32H178V30H177V32L176 33H174ZM194 32H193V34L192 35H195L194 34ZM226 32V33H227ZM238 32H239V30H238ZM237 32V33H238ZM241 32V31H240ZM251 33L252 32H254V31H250ZM1 33H2V36H1ZM47 33V34H46ZM64 33V34H63ZM94 33L97 35V36H95L94 35ZM116 33V34H115ZM120 33H122V32H120ZM160 33V34H159ZM179 34V36H180V32H178ZM209 33V32H208ZM220 33H224L223 31L222 32H220ZM230 33V32H229ZM245 33V32H244ZM244 33H242V35L241 36H243L244 35ZM12 34L15 36H12ZM126 34V35H127ZM147 34V33H146ZM162 34V35H161ZM181 34H185L184 32L182 33L181 32ZM186 34H185V36H186ZM200 34V35H201ZM210 34H212L211 36H210V42L212 41V36L213 35H216L217 34V36L219 35L218 34V32L217 33H210ZM240 34V33H239ZM246 34V33H245ZM254 33H252L251 35H253ZM4 35H7V37H5ZM11 35V37H9ZM33 35H35L34 37H33ZM65 35H67L66 37H65ZM79 35L81 36V37H79ZM83 35V36H82ZM86 35V36H85ZM101 36V37H99L98 38V36ZM137 35V34H136ZM152 35H154L153 37H152ZM192 35L190 34V36H191V38H192V40H194L193 38L194 37H192ZM204 35H206V34H203V36ZM226 35V36H225ZM227 35L228 34H225L224 33V36H222V38L223 37H225V39L223 38V39H221L222 41H224V42H226L225 40H229L228 38H227ZM235 35V34H234ZM249 35H250V33H249ZM27 36H28V39H27ZM156 36V38H154ZM167 36V35H166ZM185 36H181V38L183 37L184 39V41H185V39L187 38V36L185 37ZM202 36V37H203ZM208 36V35H207ZM206 36V37H207ZM220 37H221V35H219ZM237 36V35H236ZM239 36V35H238ZM2 37V38H1ZM6 39H5V38ZM65 37V38H64ZM69 37V38H68ZM98 38V39H93V38ZM127 38H128V36H126ZM159 37V38H158ZM165 37V38H164ZM220 37H219V39H220ZM31 38H33V39H31ZM64 38V39H63ZM71 38V39H70ZM149 38H151L152 40H149L148 41V39ZM180 38V37H179ZM180 38V39H181ZM190 38V39H191ZM215 38L217 39V37L215 36ZM227 38V39H226ZM235 38V37H234ZM70 39V40H69ZM104 39H106V38H104ZM130 39H131V37H130ZM172 39V40H171ZM180 39H178L177 38V40H174V41H177L178 42V40H180ZM188 39V38H187ZM189 39V40H190ZM203 39H205L204 37H203ZM209 39V38H208ZM214 39V38H213ZM216 39H214V41H216L217 42V40ZM245 39H246V36H245ZM95 40H98L99 41V43H95ZM102 40V39H101ZM110 40V41H109ZM115 40V41H114ZM133 40V39H132ZM220 40V42H221V44H222V41ZM4 41V42H3ZM98 41H96V42H98ZM137 41V40H136ZM156 41V42H155ZM202 41V40H201ZM246 41L247 42H250V41H248V40H245V46L244 47H247V49L249 48V46H248V44H246ZM93 42V43H92ZM117 44H116V43ZM130 43H129V45L132 47V45H134V43H131V42H133V41H129ZM156 43V45H154V43ZM160 42V43H159ZM166 43L168 42V40L166 39V41H165ZM170 42V43H171ZM177 42H175L176 44H178ZM181 42H183V41H180L179 43H181ZM190 42H191V40H190ZM204 42H205V40H204ZM202 43V44H205V43ZM216 42L214 43V44H216ZM219 42V41H218ZM223 42V43H224ZM260 42V41H259ZM6 43V44H5ZM100 43H101V47H102V45H104L102 48H98V45L100 46ZM110 43V44H109ZM162 43H164V42H162ZM169 43V42H168ZM199 43V42H198ZM197 43V44H198ZM211 43H213V42H211ZM211 43H208V44H211ZM258 43V42H257ZM257 43H254V44H257ZM132 44V45H131ZM160 44V45H159ZM175 44V46H177ZM190 44V43H189ZM194 44V42H192V45ZM199 44H201V43H199ZM207 44V49L209 48V50L211 49V47H213V44H212V46L211 47H209V45ZM220 44V43H219ZM219 44H217V46L219 45ZM226 44L227 45H225V44H223L225 47H227V46H230L232 43H230L229 42V44H228V42H226ZM250 44V43H249ZM251 44H253V43H251ZM250 44V47H252V45ZM254 44H253V46H254ZM260 45H261V42L259 43ZM143 45H145V44H143ZM173 45H174V43H173ZM173 45L171 46L172 47V49H174L173 48ZM179 45V44H178ZM191 45V44H190ZM191 45V46H192ZM223 45H221V47L223 46ZM247 45V46H246ZM106 46H107V48H106ZM111 46H113V47H111ZM166 46H167V48H166ZM174 46V47H175ZM181 46L184 48V46H183V44H181ZM180 46V47H181ZM197 46H199V45H197ZM201 46V45H200ZM204 46V45H203ZM205 46H206V44H205ZM204 46V47H205ZM214 46H216V45H214ZM232 46V45H231ZM263 46V45H262ZM97 47V48H96ZM115 47H118L117 48V50H119V51H117L116 50V52H113V50L112 49H116ZM170 47V48H171ZM178 47V46H177ZM176 47V48H177ZM203 47V48H204ZM221 47H218V49L220 50V52H222L223 51V48L221 49ZM258 47H260L261 48V46H257V49H258ZM109 48H111V49H109ZM176 48H175V50H176ZM183 48H181V50H183ZM199 48H201V47H199ZM202 48V49H203ZM77 49V50H76ZM150 49H152V50H150ZM193 53H192V55H193V57H194V54H196V52H198V51H195L194 50V46H193ZM201 49V50H202ZM205 49V48H204ZM203 49V50H204ZM207 49L206 50H204V51H206L207 52ZM240 49V48H239ZM254 49H255V47H254ZM103 50V51H102ZM111 50V51H110ZM135 50V49H134ZM175 50H172V51H175ZM180 49H179V47H178V49L175 51V55H174V57L176 56V52H178ZM200 50V49H199ZM208 50V52L206 53L205 52V56H207L208 55V53H213L211 50V52ZM213 50H214V48H213ZM222 50V51H221ZM250 50V49H249ZM252 50H253V47H252ZM160 51V52H159ZM172 51H171V53H172ZM194 51H195V53H194ZM204 51H203V53H204ZM105 52H107V54L108 55H106V53ZM118 52V53H117ZM142 52V53H141ZM144 52V53H143ZM159 52V53H158ZM179 52H182V51H179ZM179 52H178V54H179ZM202 51H200L199 53H201ZM250 52L251 53H253L251 50H250ZM74 53V54H73ZM110 53L112 54H114V55H110ZM116 53V54H115ZM121 53V55H119ZM141 53V54H140ZM159 55H158V54ZM173 53H172V56H173ZM182 53H184V50H183V52ZM182 53H181V55L180 56H184V55H182ZM71 54H73V55H71ZM132 54H130V55H132ZM154 54H155V56H154ZM198 54V53H197ZM202 54V53H201ZM211 54H209V56H207V57H210V58H212V59H215V61H218V59L219 58H221V54L222 53H220V54H218L217 56H220V57H214V54L212 55V57H211ZM118 55V57L120 56V58L123 56V60H121L120 58L118 59V57H116ZM140 55H145L144 57H145V59L144 60H147L146 62H151L152 63V65H151V63L149 64L150 66L149 67H151V68H148L147 66H144V64L143 65H141L142 63H140V66H141V68H138V65H139V62L137 61V60H142V59H140V58H137V57H140ZM168 55V54H167ZM170 55V57H167V56H165V58L164 59H166V57H167V59H170L171 58V54H169ZM192 55H190L191 56V58H192ZM203 55V54H202ZM112 56H115V57H112ZM128 56V55H127ZM146 56H147V58H149V59H147L146 58ZM158 56V57H157ZM160 56V57H159ZM178 57H180L179 55H177ZM110 57H112V58H110ZM141 57H143V56H141ZM152 58V60H151V58ZM157 57V58H156ZM178 57H176V58H178ZM115 58V59H114ZM129 58V57H128ZM136 58V59H135ZM206 57H204L203 59H204V61H206V59H205ZM110 59L112 60V61H110ZM114 59V60H113ZM157 59H159V63H161L163 66L162 67H160V69H159V66L161 65H159L158 66V62H157V66L156 65H154L153 63L155 62L156 63V61H157ZM166 59V60H167ZM212 59H211V61H212ZM121 60V61H120ZM125 60H128V61H125ZM135 60L137 61L136 63H138V64H134V62H135ZM156 60V61H155ZM220 60V59H219ZM104 61V62H103ZM109 61V62H108ZM118 61H120L119 62V64H117L116 62ZM132 61H133V63H132ZM143 61V60H142ZM207 64L209 63V61H210V59L208 60L207 59ZM211 61H210V63H211ZM257 63H261L260 64V67L258 68V70H257V67H255V69H252L253 70V72L254 73H252L253 75H252V78H255L256 80H258L257 81V86L259 85V87H258V90H257V92H259L260 93V97L262 98V96H264V79H262V78H264V75H263V73H264V63H262V62H260L259 60H255ZM259 61V62H258ZM100 62V63H99ZM111 62H115V63H111ZM127 62V63H126ZM145 61H143V63H144ZM213 62V61H212ZM102 63V64H101ZM103 63H106V64H103ZM121 63V64H120ZM122 63H124L123 65H122ZM168 63V64H167ZM214 63V62H213ZM100 64V65H99ZM112 64V67L111 68H109V69H107V71H106V65H108V66H110V65ZM126 64V65H125ZM132 64V65H131ZM135 66H134V65ZM165 64H167V65H170V66H167V65H165ZM206 64V63H205ZM103 65H105V66H103ZM114 65H117V66H119V65H121V67H117V66H115V67H113ZM145 65H146V63H145ZM95 66V67H94ZM98 66V67H97ZM137 66V67H136ZM139 66V67H140ZM167 66V67H166ZM214 66V65H213ZM259 66V65H258ZM262 66V67H261ZM63 67V68H62ZM94 69H93V68ZM123 67H125V70H124V68ZM132 67V68H131ZM170 67V68H171ZM230 67H232V68H235L233 65L232 66H230ZM99 68H101V69H98ZM108 68V67H107ZM118 68V69H117ZM134 69V68H136L135 70H131V69ZM161 68H162V70H161ZM171 68V69H172ZM221 69L222 68H224V67H220ZM226 69H227V67H225ZM231 68V69H232ZM261 68V69H260ZM262 68H263V70H262ZM64 69V70H63ZM122 69V70H121ZM126 69H128L130 72H126V71H128V70H126ZM138 69H140V70H138ZM165 69V70H166ZM175 69V68H174ZM174 69L172 70V71H174ZM236 69V68H235ZM235 69H233V70H235ZM103 70V71H102ZM116 70H118V72H119V70H120V72H122V71H125L128 75H129V73L130 74H132V75H130L129 77L130 78H128V79H130L131 80V82H129L128 80H122V78H124L123 76L125 75V74H122V73H125V72H122V73H118ZM224 70V69H223ZM222 70V71H223ZM227 70H229L227 73H230V75H231V80H230V82H232V80L234 79V81L236 80V77H232L233 76V74L236 72V71H234V73H231L230 71V69L228 68ZM227 70H225V71H227ZM233 70H232V72H233ZM237 70V69H236ZM256 72H255V71ZM91 71V72H90ZM113 71H116V72H113ZM135 71H139V72H135ZM145 71V72H144ZM171 71V70H170ZM170 71H168V72H170ZM221 71V72H222ZM83 72H84V74H83ZM110 72V73H109ZM133 72V73H132ZM151 72V73H152ZM163 73V74H165V76H163V75H161L160 73ZM237 72H238V70H237ZM81 73V74H80ZM111 73H112V75H111ZM135 73V74H134ZM171 73H173V72H171ZM174 73H177L176 71L174 72ZM179 73V72H178ZM206 73H209V72H205V76H208ZM258 75H257V74ZM262 74V76H261V74ZM87 74V75H86ZM116 74H121V75H119V77L118 78H120V79H118L119 81H117L116 80V78L117 77H115L114 78V76L116 75ZM126 74V75H127ZM195 74V73H194ZM236 74V73H235ZM234 74V75H235ZM127 75V76H128ZM160 75V76H159ZM169 75H172V74H169ZM210 75V74H209ZM230 75H229V77H230ZM238 75V74H237ZM126 76V77H127ZM135 76V77H134ZM137 76V77H136ZM159 76V77H158ZM211 76V75H210ZM250 76H251V74H250ZM85 78L84 79V82H83V78ZM162 77V78H161ZM131 78H133V79H131ZM134 78H136V80L134 79ZM261 78V79H260ZM72 81H71V80ZM79 79V80H78ZM80 79H82V80H80ZM103 79V80H102ZM214 81H215V78H212ZM105 80H106V82H105ZM261 80H262V82H261ZM71 81V82H70ZM76 81H78V82H80L81 81V83L79 84L78 82H76ZM121 81H124V82H121ZM136 81V82H135ZM153 81V80H152ZM160 81V80H159ZM158 81V82H159ZM214 81H213V84H214ZM218 80H216V82H217ZM226 81H229V79L228 80H226ZM233 81V82H234ZM260 81V82H259ZM68 82H70V83H68ZM73 82V84H71ZM75 82V83H74ZM110 82V83H109ZM118 82V83H117ZM133 82V83H132ZM164 82H162L161 81V83H163L164 84ZM219 82H221V81H219ZM219 82H217V85L218 86H220L219 85ZM230 82H227V83H229L228 84V86H226L225 88L223 87V82L222 83H220L221 85H222V87H221V89L222 88H224L223 90V92H226L228 95L230 94L229 92H231V95L230 96H232V94H234L235 93V95H237L238 93L239 94H241L242 93V97L239 99L240 101H237V103H239V104H237L238 105V107H236V108H238L237 110H238V113H240L239 115H241V110H243V112L246 114H244L243 112V114L245 115V118H244V116H243V114L241 115L242 117H240V116H238V118L236 119V126H238V123H239V129L242 127V128H244V129H247L246 127H248V125L250 126V125H253V124H256V125H258V127H260L261 128V131L262 132H259V133H257V136H253L254 138V142H256V143H254V144H256V146H255V148L252 150V148H250L251 146H243V145H240V144H238V143H236V142H234L233 141V139H231V138H229L228 137V135L226 136H223L221 139V145H219V146H217L218 148H216V151H215V154H214V158L217 160V161H221L224 165H225V167H224V171H227V172H237V173H239L240 175H242V176H246L247 177V175L248 176H250L251 177V179H252V182H254V181H256V182H254L255 183V185H256V183H257V181L258 182H264V175L263 174H261L262 172L264 173V105H261L260 106V108H259V106H257L258 104V102L257 101H255V100H253V101H255V102H252V100H251V102H250V104L249 103H244V101H245V98H244V100H243V102H241V100L243 99V95H245L246 96V94L249 92L248 90H246V88H245V86L243 87V86H240V85H238V86H240L241 87V89H239L240 87H236L235 86V84L232 82V84L230 83ZM79 84V87H80V85H82L81 86V88L79 89V88H76V89H74L75 87H77L78 86V84ZM122 83H126V84H124L123 86H124V88L126 89V91H125V89L120 85V84H122ZM128 83H129V85H128ZM132 83V86H133V88L131 87V84ZM134 83H138L140 86V88H144V90H142V89H140L137 85H135L136 87H134ZM160 83V82H159ZM259 83V84H258ZM260 83H262V84H260ZM76 84V85H75ZM212 84V83H211ZM213 84H212V86H213ZM224 84H225V81H224ZM74 87H72V86ZM217 85H215L214 84V86H217ZM227 85V84H226ZM230 85H234V86H232V87H234L233 88V90L234 89H236L235 91H234V93L232 92V91H230L231 89H232V87L230 86ZM128 86V87H127ZM210 86V85H209ZM217 86V87H218ZM225 86V85H224ZM261 86V87H260ZM0 87V88H1ZM138 87V88H137ZM158 87V86H157ZM67 88V89H66ZM148 88V90H146ZM210 88H214V87H210ZM216 88V87H215ZM229 88H231V89H229ZM242 88H243V90H245V91H243L242 90ZM69 89H71V90H69ZM115 89H117V90H115ZM129 89V90H128ZM136 89H137V91H136ZM142 90V92L140 91V90ZM194 89V88H193ZM196 89H197V87H196ZM195 89V90H196ZM219 89H220V87H219ZM218 89V91H221V89L219 90ZM228 89V92L226 91ZM240 91H239V90ZM263 91H262V90ZM13 90V91H12ZM76 90V91H75ZM130 90H132V91H130ZM165 90H167V89H165ZM198 90V89H197ZM210 90V89H209ZM213 90H215V89H213ZM238 90V91H237ZM9 91V92H10ZM33 91H35V92H33ZM36 91H37V93H39V95H37V93H36ZM70 91V92H69ZM147 92L148 94L146 95V94H144L143 92ZM148 91H150V92H148ZM168 91V90H167ZM199 91V90H198ZM216 91H217V88H216ZM216 91H213V93L214 92H216ZM217 91V92H218ZM247 91V92H246ZM6 92V93H7ZM120 92H122L121 94H120ZM123 92H124V94H123ZM126 92H127V95H126ZM137 92H139V93H141V95L142 96H144V95H146V97H141V95H139ZM145 92V93H146ZM194 92V91H193ZM222 92V91H221ZM222 92V94H224ZM246 93V94H243V93ZM34 93V94H33ZM69 93H71L70 95H75L76 96V100L74 99L73 100V96H70L69 95ZM118 93V94H117ZM150 93V94H149ZM160 93V94H161ZM220 92H218V93H216V94H219ZM237 93V94H236ZM253 93V92H252ZM35 95L36 94V97H40L41 96V99L40 98H38L37 99V103H38V100L40 99L41 101L42 100H44V103H46V104H44L45 106L46 105H48L47 107H49V108H45L43 105L42 106H40L39 104L38 105H36V106H33L32 105V103H33V101L31 100V99H33V95ZM194 94V93H193ZM196 94V93H195ZM194 94V95H195ZM221 93H220V97H222L223 95H222ZM64 95H67V96H69V98L70 99H68V97L67 96H65V97H63ZM117 95V96H116ZM125 95V96H124ZM151 95V96H150ZM155 95V96H154ZM158 95H159V93H158ZM228 95H226V94H224V96H223V98H224V104H225V102H226V100H225V96H227L228 97ZM102 98V97H104V98H102V100H100L99 98L100 97ZM120 96V97H119ZM121 96H123V97H121ZM127 96H129L128 98H126ZM230 96H229V100H231V98H230ZM237 96H239L240 97V95H237ZM42 97H44L43 99H42ZM71 97H72V99H71ZM97 97V98H96ZM107 97V98H106ZM150 97V98H149ZM209 97H212L211 96V94H209V96H208V98ZM67 99V100H69V101H66V104H67V106H66V104L65 103H63V101L62 100H64L65 101V99ZM121 98V99H120ZM154 98H156V100L154 99V102H156V103H152L153 102V99ZM51 99V100H50ZM62 99V100H61ZM95 99H97V100H95ZM108 99V100H107ZM120 99V100H119ZM152 99V100H151ZM210 99V98H209ZM209 99H208V101H209ZM228 99H227V101H228ZM46 100V101H45ZM71 100V101H70ZM105 100H107V101H105ZM122 100V101H121ZM141 100V101H140ZM157 100H158V103H160V102H166V103H161L160 105L159 104H157ZM160 100V101H159ZM206 100H207V98H206ZM262 102H263V104H264V98H262ZM57 101V102H56ZM74 101V102H73ZM89 101V103H87V102ZM120 101V102H119ZM127 101V102H126ZM193 100H190V104H191V102H192ZM62 102V103H61ZM104 102H107V103H104ZM262 102H261V104H262ZM39 103H41V102H39ZM121 103V104H120ZM123 103H124V105H123ZM127 103V104H126ZM131 103V104H130ZM172 104V106H171V104ZM227 103V102H226ZM256 105H255V104ZM88 104V105H87ZM151 104H155V105H152L151 106ZM163 104H165V106L166 105H168V107L166 106H164ZM187 104H189L188 102H187ZM190 104L188 105V107H190ZM243 104H244V106H243ZM104 105V106H103ZM116 105V106H115ZM124 107H123V106ZM158 107H157V106ZM193 105H195L194 104V102H193ZM228 105V104H227ZM239 105H242V106H239ZM33 106V107H32ZM39 107V108H37L38 110H41L40 108L41 107H43V108H45V109H47V111L45 110V111H43V110H41L42 112H39L40 114H35L36 116H34L33 117V115H34V107ZM115 106V107H114ZM154 106H156L155 108H154ZM161 107V109L163 108L164 110H162V112H161V109H160V107ZM223 104H222V108H223ZM51 107V108H50ZM58 107V108H57ZM59 107H62L61 109L63 110H61ZM105 107H107V108H105ZM115 108V109H113V108ZM118 107V108H117ZM153 107V109H150V108H152ZM193 107V106H192ZM226 107V104H225V106H224V108ZM227 107H229V106H227ZM226 107V108H227ZM52 108H54V109H52ZM109 109V110H104V109ZM158 108V109H157ZM167 108V109H166ZM171 108V109H170ZM208 108H209V106H208ZM241 110H240V109ZM258 108V109H257ZM50 109V110H49ZM59 109V110H58ZM154 109H156L155 111H154ZM160 109V110H159ZM170 109V110H169ZM190 109H191V107H190ZM261 109V110H260ZM53 110H55V111H53ZM56 110H58V112L60 111V113H58V112H56ZM144 110V111H143ZM147 110H149V111H147ZM153 110V111H152ZM170 111L171 113H172V111H173V114L174 115H172L171 113H169V114H171V115H167V112H165V114H164V112L163 111ZM174 110H175V113H174ZM258 110H260V112L258 111ZM52 111L55 113V114H53L52 113ZM105 111H107V112H110V113H107V112H105ZM136 111H138V112H136ZM14 112V113H15ZM47 112H49V113H47ZM156 112V113H155ZM159 112H160V114H159ZM194 111H192V113H193ZM59 115V116H56L57 114ZM122 113V112H121ZM126 113V112H125ZM124 113V114H125ZM129 113V112H128ZM128 113H126V115L128 114ZM258 113V114H257ZM116 114V113H115ZM114 114V115H115ZM118 114H116V115H118ZM133 114H131V115H133ZM165 115V117H164V115ZM179 114V113H178ZM261 114V115H260ZM122 115H123V113H122ZM126 115H124V116H126ZM144 115H146L145 117H144ZM153 115V116H152ZM157 115H160L159 117H157ZM163 115V116H162ZM55 116V117H54ZM128 116H129V114H128ZM148 116V117H147ZM120 117V116H119ZM130 117V116H129ZM132 117V116H131ZM151 117V118H150ZM169 117V118H168ZM240 117V118H239ZM249 117V118H248ZM55 118H57L58 120H56ZM126 118H128L127 116H126ZM150 118V119H149ZM113 119H115V120H113ZM125 119V117H122V120H124ZM162 119V121H165L166 122V119L165 120H163ZM176 119V121L174 122V120L172 121V123L174 124V123H178V122H180L181 123V120H183V119H180L179 118V115H178V117L177 118H175ZM178 119L180 120V121H178ZM225 119V120H224ZM222 118L221 120H220V122L222 123V125H228L231 121H232V119L231 120H229L228 118ZM229 120V123H228V121L227 120ZM241 119V120H240ZM112 120V121H111ZM127 120V121H126ZM126 120H124L125 121V123H127V122H129L128 121V119H126ZM130 120V119H129ZM131 120H130V122H131ZM149 120L152 122V123H147V122H149ZM185 120H186V118H185ZM254 120V121H253ZM124 121H122V122H124ZM157 121V120H156ZM161 121V120H160ZM223 121V122H222ZM227 121V122H226ZM234 121H235V118H234ZM243 121V122H242ZM249 121H251V122H249ZM257 123H256V122ZM143 122V123H142ZM170 122V121H169ZM220 122H219V124H220ZM226 122V123H225ZM238 122V123H237ZM250 123V124H248V123ZM253 122V123H252ZM167 123H168V121H167ZM224 123V124H223ZM233 123V121L231 122V124ZM235 123L234 124H232V125H235ZM243 123V125H241ZM245 123V124H244ZM171 124V123H170ZM247 124V125H246ZM174 125H177V124H174ZM179 125V124H178ZM221 125V124H220ZM224 125V126H225ZM245 125H246V127H245ZM4 124H2L1 122H0V132L2 131V130H4ZM115 128H114V127ZM223 126V127H224ZM244 126V127H243ZM109 127V128H108ZM31 128V129H30ZM102 129V130H100V129ZM263 129V130H262ZM241 130V129H240ZM243 130V129H242ZM92 132V134L91 133H89V132ZM101 132V133H100ZM76 133V134H75ZM85 133H87V134H85ZM117 133V132H116ZM226 132H224V134H225ZM75 134V136H73ZM84 134H85V136H84ZM223 134V135H224ZM88 135V136H87ZM90 135V136H89ZM92 135V136H91ZM252 135V134H251ZM88 137H90V138H94V139H89ZM228 137V138H227ZM252 137V136H251ZM250 137V138H251ZM26 138V139H25ZM123 137L122 136H119V134H117V136H115V138L113 137L112 138V140H111V146L113 147V150H112V155H111V157H110V159H111V162L112 163H114V165H115V169H113V171H112V173H111V175H114V174H116V172L118 173V170H117V168L119 169V167H121L120 165L122 164V162L119 160L120 158H119V156L122 154V157H123V159H125L124 161H127L128 163L129 162H131L132 164L130 165V170H132V169H134L136 166H138V163H137V156H134V155H136V152L134 151V150H138V148H135V147H133V149L131 148V149H128V150H126V149H124V148H121V150H119L120 148H118V150H119V154H117V158H116V155H115V153H113L114 152V150H115V147H122V146H120V142H123L124 140L122 139ZM223 138H224V141H223ZM248 138V137H247ZM249 138V140H250V143H252V139H250ZM81 139H83V140H81ZM97 139V140H96ZM99 139V140H98ZM226 139V140H225ZM229 139V140H228ZM5 139H1L0 138V142H6V140L4 141ZM229 142H228V141ZM231 140V141H230ZM249 140H247L248 142H249ZM252 140V141H251ZM256 140V141H255ZM90 141H88V142H90ZM224 142V144L226 143V144H228V145H231L232 147H233V154L234 155H236L237 156V163H236V161L235 162H232L231 161V159L228 157V152L229 153H231V151L228 149V147H227V145L225 146V145H222L223 144V142ZM228 142V143H227ZM230 142H231V144H230ZM233 143V144H232ZM249 143V144H250ZM53 144H55V145H53ZM253 144V143H252ZM251 145V144H250ZM62 146V145H61ZM79 147V146H78ZM111 147V148H112ZM225 147H227V148H225ZM237 147V148H236ZM135 148V149H134ZM80 149V148H79ZM117 149V148H116ZM143 149V148H142ZM141 149V151H140V149L138 150V151H140V153L139 154H141V155H144V156H147V154L144 152V149L142 150ZM226 149H228V150H226ZM57 151V152H56ZM77 151H79V150H77ZM228 151V152H227ZM40 152V153H39ZM72 153H73V150L71 151ZM143 152V153H142ZM72 153H70V154H68L67 156H65L64 157V155H62V156H60V157H62L64 160H67L66 162L68 163V164H70V165H75L76 167H78L79 168V172H81L82 174L83 173H86L87 171H88V167H86V163H85V160H78L77 158H76V155L74 154H72ZM75 153V152H74ZM39 154V155H38ZM133 155V156H132ZM215 155H216V157H215ZM5 157V155L4 154H1L0 153V158L2 159V158H4ZM44 157V158H45ZM121 157V156H120ZM136 157V158H135ZM58 158V157H57ZM136 160H135V159ZM39 159V158H38ZM133 159H134V161H133ZM62 161V160H61ZM61 161H59V162H61ZM133 162H135V163H133ZM63 162H61L60 164H62ZM122 167L124 168V166L122 165ZM263 170V171H262ZM261 174V175H260ZM241 183V184H240ZM243 182H242V180L241 181H239V184L237 183V184H235L234 182L232 183V187H233V190H235L236 191V193H237V195H239V196H241V197H243V198H245L246 196H247V194L248 195H250V199H253L254 198V195L256 194V187H253V185H250V183L248 184V185H250V186H248L247 185V188H246V186L245 185H243L242 184ZM254 185V186H255ZM232 198H233V196H231ZM239 206V205H238ZM238 206H237V208H238ZM239 207H241V206H239ZM240 209V208H239ZM67 222V221H66ZM60 224L59 225H61L62 223L61 222H59ZM56 225H58L57 223H56ZM50 228V227H49ZM47 237V238H46ZM60 242V244H54V242H52L51 241V238L46 234V233H44L43 234V236H40V238H38V239H34L33 240V242H32V244H33V246H34V250H35V248L36 249H38V250H40L41 248H42V245L44 244L45 246H47V249H46V252L47 253H49V254H51L53 257H59L60 255H61V253L62 252H65V250L63 249L64 248V246H65V240H60L59 241ZM43 245V246H44ZM62 245H64V246H62ZM37 250V251H38ZM79 250L78 249H76V252H78ZM45 252V253H46Z\"/></svg>",
  "mask_w": 264,
  "mask_h": 264
},
{
  "label": "flooded vegetation",
  "instance_id": "af4514ba",
  "mask_svg": "<svg viewBox=\"0 0 264 264\" xmlns=\"http://www.w3.org/2000/svg\"><path fill=\"white\" fill-rule=\"evenodd\" d=\"M0 159H1V158H0ZM238 197H239V198H243V197H241V196H239V195H238Z\"/></svg>",
  "mask_w": 264,
  "mask_h": 264
}]
</instances>
